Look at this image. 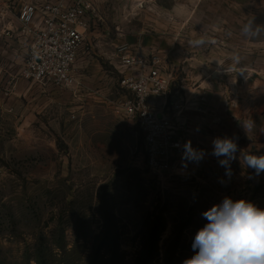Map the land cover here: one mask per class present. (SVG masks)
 <instances>
[{
	"label": "rangeland",
	"instance_id": "374dc122",
	"mask_svg": "<svg viewBox=\"0 0 264 264\" xmlns=\"http://www.w3.org/2000/svg\"><path fill=\"white\" fill-rule=\"evenodd\" d=\"M92 1L80 84L59 86L20 79L19 0H0V264H41L40 249L46 264L107 260L110 238L123 264L149 253L152 264H183L202 213L224 197L264 209V173L242 166L238 151L228 176L211 155L225 136L264 155V29L243 31L264 25V0ZM153 51L171 73L168 102L197 98L188 140L206 152L161 175L147 167L136 121L115 105L123 56Z\"/></svg>",
	"mask_w": 264,
	"mask_h": 264
},
{
	"label": "built area",
	"instance_id": "2783aa9c",
	"mask_svg": "<svg viewBox=\"0 0 264 264\" xmlns=\"http://www.w3.org/2000/svg\"><path fill=\"white\" fill-rule=\"evenodd\" d=\"M92 0H19L17 37L25 44L20 79L41 84L77 86L76 61L85 39ZM11 34V29H7ZM120 80L125 89L116 109L135 120L143 137L146 164L161 175L181 167L183 145L188 140V113L197 98L181 94L168 102L171 73L160 52H129L123 56ZM200 101V97H199Z\"/></svg>",
	"mask_w": 264,
	"mask_h": 264
},
{
	"label": "clouds",
	"instance_id": "9594fccd",
	"mask_svg": "<svg viewBox=\"0 0 264 264\" xmlns=\"http://www.w3.org/2000/svg\"><path fill=\"white\" fill-rule=\"evenodd\" d=\"M261 29L264 25L253 26L252 20L243 31L254 35ZM204 43L203 39L195 41L197 45ZM252 126L250 121L243 123L245 131ZM212 145L211 155L225 168L226 175H231V163L237 159L238 151L242 166L253 169L257 176L264 173V155L241 151L236 139L216 137ZM177 147L182 149L184 167L189 162L199 163L206 155L203 149L194 148L190 140ZM202 216L207 223L193 239L195 254L183 264H264V209L244 199L233 201L224 197L221 203L214 204Z\"/></svg>",
	"mask_w": 264,
	"mask_h": 264
},
{
	"label": "trees",
	"instance_id": "16d2710c",
	"mask_svg": "<svg viewBox=\"0 0 264 264\" xmlns=\"http://www.w3.org/2000/svg\"><path fill=\"white\" fill-rule=\"evenodd\" d=\"M158 238H152L151 242H157ZM106 244L113 246L115 248L114 252L107 260H104L103 256L99 254H95L92 256V259L89 264H123V258L121 254L118 253L117 249V240L110 238V240L106 239ZM45 254L43 253L42 249L39 250L38 262L41 264H46V261L42 259ZM154 255L150 254L144 258L141 264H152Z\"/></svg>",
	"mask_w": 264,
	"mask_h": 264
},
{
	"label": "crops",
	"instance_id": "0c3cea01",
	"mask_svg": "<svg viewBox=\"0 0 264 264\" xmlns=\"http://www.w3.org/2000/svg\"><path fill=\"white\" fill-rule=\"evenodd\" d=\"M78 73V72H77ZM190 98V97H189Z\"/></svg>",
	"mask_w": 264,
	"mask_h": 264
}]
</instances>
